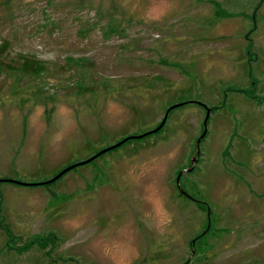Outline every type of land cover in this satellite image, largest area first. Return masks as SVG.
<instances>
[{
  "label": "rangeland",
  "instance_id": "obj_1",
  "mask_svg": "<svg viewBox=\"0 0 264 264\" xmlns=\"http://www.w3.org/2000/svg\"><path fill=\"white\" fill-rule=\"evenodd\" d=\"M3 41L41 72L0 70V178L195 102L0 182V264H264V1L0 0Z\"/></svg>",
  "mask_w": 264,
  "mask_h": 264
},
{
  "label": "trees",
  "instance_id": "obj_2",
  "mask_svg": "<svg viewBox=\"0 0 264 264\" xmlns=\"http://www.w3.org/2000/svg\"><path fill=\"white\" fill-rule=\"evenodd\" d=\"M264 0H259V2H263ZM6 49H7V46H6V42H0V70L1 69H3V70H8V71H10V72H13V71H15V70H17V71H19V72H21L22 74H33V76L34 75H38V74H40V69L39 68H37V64H38V62H37V60H35V59H32V58H22V59H20V61H19V65H18V67H13V66H11V65H7L6 64V67H2V65H4V63L2 62V60H1V58H3V55H4V52L6 51ZM249 74H251L250 72H249ZM250 85H251V88L250 89H243V88H233V90H235V91H237V93L238 94H240V95H243L245 98H247V99H251V100H253V101H255L256 103H260V102H264V95H262L263 93L262 92H260V93H258L257 92V90L255 89V83L254 84H252V83H250ZM254 88V89H253ZM189 102H195V101H193V100H186V101H182V102H179L180 104L177 106V107H179V106H183V105H185L186 103H189ZM204 104V103H203ZM200 106H202L201 104H199ZM203 107V106H202ZM208 107V106H207ZM174 108H176V107H174ZM174 108H172V109H174ZM204 108V107H203ZM209 109H210V113L212 112V111H214L216 108H218V106L217 107H208ZM172 109H170V110H172ZM169 110V111H170ZM169 111H168V113H169ZM209 113V114H210ZM168 115V114H167ZM167 117V116H166ZM209 117V116H208ZM207 121H208V119H207ZM165 124V123H164ZM203 124V123H202ZM206 126H207V122H206ZM162 128V127H161ZM160 128V129H161ZM160 129L157 131V132H155V133H149V134H146V135H144V136H142V137H133V138H129V139H127L126 141H124L121 145H123V144H125L126 142L127 143H129V142H139V141H145V140H147V139H149V138H151V137H153V136H155V135H157L158 134V132L160 131ZM148 131V130H147ZM144 132H146V131H144ZM143 133V132H142ZM139 134H141V133H139ZM130 135H136V134H130ZM129 136V135H128ZM123 139V138H122ZM202 139V138H201ZM121 140V139H120ZM119 141V140H118ZM117 141V142H118ZM200 142H201V140H200ZM116 143V142H115ZM114 144V143H113ZM112 145V144H111ZM121 145H119V146H121ZM119 146H116V147H119ZM116 147H114V148H116ZM114 148H112V149H114ZM112 149H110V150H112ZM110 150H108V151H110ZM107 152V151H106ZM105 153V152H104ZM103 154V153H102ZM102 154H100V155H98L96 158H94L93 160H91V161H89V162H86V163H83L82 165H84V164H87V163H90V162H92V161H94L95 159H97L98 157H100ZM93 155V154H92ZM72 164V163H71ZM79 166V165H78ZM75 167H77V166H75ZM74 168V167H73ZM72 169V168H71ZM70 169V170H71ZM69 171V170H68ZM67 171V172H68ZM66 172V173H67ZM64 175V174H63ZM62 175V176H63ZM61 177V176H60ZM59 177V178H60ZM58 178V179H59ZM57 180V179H56ZM51 183H53V181L52 182H50V183H46V184H43V185H45L47 188H48V186L51 184ZM35 185H39V184H35ZM31 186H34V185H31ZM185 191V190H184ZM186 192V191H185ZM187 193V192H186ZM181 195H183L184 197H186V198H190L189 196H187V195H185V194H182V193H180ZM188 194V193H187ZM189 195V194H188ZM191 196V195H190ZM200 198H202V197H200ZM191 199V198H190ZM191 200H193V199H191ZM194 201V200H193ZM198 202V206L199 207H203L201 204H200V201L198 200V201H196V203ZM208 216H209V214H208ZM204 231H202L200 234H198V235H196L195 237H193V239L195 240L194 241V243L196 242V241H199L203 236H204V234H205V232L203 233ZM5 233H6V235H7V242H6V245H7V247L8 248H12L13 247V242H15V240L16 239H19V237L17 238V237H15L14 235H12L11 234V232H10V230L7 228V227H5ZM203 233V234H202ZM198 236V237H197ZM192 239V240H193ZM48 242H51V243H53V236L51 235V234H47V235H37V236H33V237H31L28 241H26V242H24V244H23V246H21V247H13L14 249H16V250H18V252H19V254H23V252H26V251H28V250H30L33 246H37L38 248H40V249H43V247H45V245H47L48 244ZM194 243H192V241L190 242V245L192 246V245H194ZM49 251H52V247L50 248V250ZM48 251V252H49ZM21 252V253H20Z\"/></svg>",
  "mask_w": 264,
  "mask_h": 264
},
{
  "label": "water",
  "instance_id": "obj_3",
  "mask_svg": "<svg viewBox=\"0 0 264 264\" xmlns=\"http://www.w3.org/2000/svg\"><path fill=\"white\" fill-rule=\"evenodd\" d=\"M179 104L180 103H175V104L169 106L167 108L165 114H164V117L160 121V123L157 126H155L153 129L148 130L146 132H143L141 134L126 136L123 139L119 140L118 142H116V143H114L112 145H109L107 147L102 148L101 150H99L96 153H94L93 155H91L89 158H87L85 160H82V161H79V162L72 163V164H70V165L62 168L59 172H57L53 177H51L48 180H45V181H42V182H23V181L16 180V179H12V178H0V182L9 181V182L17 183V184H22V185H35V184L43 185V184H46V183H50L52 181H55L56 179H58L60 176H62L63 174H65L71 168H73L75 166H78V165H82L83 163H86V162H89V161L93 160L98 155H100V154H102V153H104V152H106V151H108V150H110V149H112V148H114L116 146L121 145L124 141H126L129 138H133V137H137L138 138V137H142V136H144L146 134H149V133H155V132H157L164 125L168 111L170 109L174 108V107H177ZM199 104H201L204 107V109H205V116H204V119H203V122H202L203 123V131L201 132V134L198 136V138L195 141V156H193L191 158V165L196 160V156L199 154V143H200L201 138H203L205 136V134H206V122H207V119H208V116H209V113H210V109L205 104H203L201 102ZM191 169H192V166L189 167L187 170L190 171ZM180 175H181V172H179L178 175H177V177H176V185H177V188H178V190H179L180 193L185 194V195L191 197L180 186V183H179V177H180ZM208 213H209V210H208ZM207 228H208V226H207ZM207 228L204 230V232L207 231ZM194 241L195 240L193 239L192 240V243H194Z\"/></svg>",
  "mask_w": 264,
  "mask_h": 264
}]
</instances>
